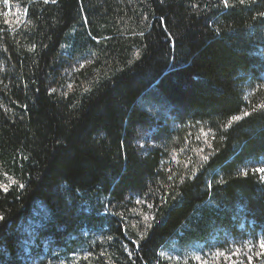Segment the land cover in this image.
Segmentation results:
<instances>
[{
	"label": "trees",
	"instance_id": "1",
	"mask_svg": "<svg viewBox=\"0 0 264 264\" xmlns=\"http://www.w3.org/2000/svg\"><path fill=\"white\" fill-rule=\"evenodd\" d=\"M10 1L25 14L14 25L0 13V160L21 164L18 183L0 187V264H51L44 241L72 253L86 227L127 240L132 255L119 252V264H171L160 257L170 243L264 235V181L250 171L264 166V110L252 111L264 103V23L253 19L264 0ZM85 52L94 61L76 75L95 78L65 94ZM170 116L213 131L190 176L167 171L160 142L137 144L154 131L173 145ZM135 196L153 209L143 239L95 214L100 198L118 207Z\"/></svg>",
	"mask_w": 264,
	"mask_h": 264
},
{
	"label": "rangeland",
	"instance_id": "2",
	"mask_svg": "<svg viewBox=\"0 0 264 264\" xmlns=\"http://www.w3.org/2000/svg\"><path fill=\"white\" fill-rule=\"evenodd\" d=\"M127 11V10H126ZM8 12L6 20L14 25L23 22L24 20V8L17 1H10V5H5L3 0H0V13ZM127 13V12H125ZM80 53L78 56H74L70 68L66 71L67 79L65 80V86L62 91L66 94L69 92H82L91 81L95 78V73H87L84 77L80 78L76 75L78 72L86 70L89 65L94 61L93 54ZM5 70V65L0 60V73ZM80 78V79H79ZM167 128L169 135L167 137L172 140L173 145H167L162 143V140L158 141L155 137H152L153 132H143L137 141L140 146L154 147L160 142L161 146H164V162L166 164L167 171L173 175L189 176L196 171L197 165L201 164V160L208 155L210 149L211 136L213 134L210 126L205 124H190L182 123L170 116L167 120ZM156 131V130H155ZM140 135V134H138ZM149 140L148 144L146 141ZM21 160V158H19ZM16 156H11L7 159L0 160V187L7 189L16 183L19 178L14 171L17 164H21ZM107 198H100L95 201L99 203L95 214H114L119 220L117 223L122 224V228L126 234H129V228L135 230L138 235L143 234L144 228L149 225L153 218V209L150 203H147L142 197L135 196L123 201L121 205L114 206L108 204ZM94 203V202H93ZM92 204H90L89 208ZM116 210H115V209ZM147 217V219H146ZM111 237V239H109ZM264 237V235H252L249 231H243L239 236H228L224 245L212 244L211 246H205L203 243H190L187 247L181 249L176 243H170L168 246L162 248L160 252L161 260L167 261L171 264H202V261L207 260L208 264H225L224 259L220 258L216 260L213 254L217 251L234 250V247H240L242 253L248 252L246 242H251L253 249L248 254L253 255V264H264V258L255 257V251L259 250L258 240ZM217 239V237H215ZM79 247L72 253H65L63 249L58 246L53 240H45L43 246L47 253L48 263L51 264H119L115 260L122 253L129 252L127 250L128 242L125 238L116 240L113 242L111 233L92 231L86 227L80 232ZM137 240L135 237L134 241ZM213 242L216 243V241ZM116 243V245H115ZM118 247V249H117ZM162 253L164 255H162ZM90 254V255H89ZM132 255V254H131ZM195 255H200L202 261H196ZM87 256V259H85ZM172 257V259H168ZM175 257H180L176 260ZM243 259V255L240 257ZM236 259V257H233ZM245 264L247 261L245 260Z\"/></svg>",
	"mask_w": 264,
	"mask_h": 264
},
{
	"label": "snow or ice",
	"instance_id": "3",
	"mask_svg": "<svg viewBox=\"0 0 264 264\" xmlns=\"http://www.w3.org/2000/svg\"><path fill=\"white\" fill-rule=\"evenodd\" d=\"M5 5H10V0H3ZM45 3H48L49 0H44ZM52 3H56L57 0H51ZM161 2H163V0H161ZM254 0H222V4L224 7H234L235 5H247V4H253ZM8 12H4L3 15L6 17L8 16ZM253 19H260L262 23H264V11H259L257 12L256 16L253 17ZM161 22L163 23V18H161ZM141 36H143V33H140ZM169 39H171V33H168V37ZM258 87L260 88H264V84L259 85ZM52 91H55V89H53ZM264 110V103H261L258 108H253L252 111L253 112H257V111H261ZM251 113H249L248 111H244L242 113V115H233L231 117V119L228 121V125L230 126L234 121H240L243 117H247L250 116ZM205 160H207L208 158L205 157ZM262 164H264V161L261 162ZM250 171L253 174H260L259 178L264 181V166H259V167H253L250 169ZM242 175L247 176L249 174V170L245 169L242 173ZM19 187H24V185H19ZM209 187H211V185H209ZM4 190L7 191V186H4ZM147 219V217H146ZM5 220V217L3 215H0V221ZM109 239H111V237H109ZM141 239H143V235H141ZM136 247H139V241L134 242ZM246 246L248 249V252H251L253 249V245L252 243L246 242ZM258 247L259 250L255 251L254 255L257 258H264V237L259 238L258 240ZM248 252L246 253H242L241 252V248L240 247H234V250H225V251H220L217 250L213 256L216 260H219L220 258L224 259L225 264H245V260L247 261V264H253V255L248 254ZM90 255V254H89ZM129 255H131V252L129 253ZM162 255H164L162 253ZM243 255V259H241L240 257ZM233 257H236V259H233ZM85 259H87V256H85ZM168 259H172V257H168ZM176 260H179L180 257H175ZM194 259L196 261H202V257L200 255H195ZM202 264H208L207 260L202 261Z\"/></svg>",
	"mask_w": 264,
	"mask_h": 264
}]
</instances>
